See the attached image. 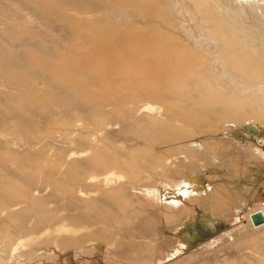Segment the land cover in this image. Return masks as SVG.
Instances as JSON below:
<instances>
[{
    "label": "bare ground",
    "instance_id": "1",
    "mask_svg": "<svg viewBox=\"0 0 264 264\" xmlns=\"http://www.w3.org/2000/svg\"><path fill=\"white\" fill-rule=\"evenodd\" d=\"M26 2L33 14L69 25L81 39L68 47L78 59L47 66L53 78L76 88L63 111L72 120L58 116L49 133L67 144L66 152L78 142L87 149L69 150L48 168L30 169L62 196L55 209L38 215L34 207L48 204L55 195L49 190L41 193L14 178L2 184L0 203L17 202L0 214L18 212L27 227L43 228L25 241L10 245L9 240L4 264H24L19 250L29 246L28 253L36 252L33 242L40 239L57 249L60 240L104 233L110 243L89 242L85 252L113 256L124 238L122 228L157 221L176 247L155 251L156 263L183 264L174 257L177 252L188 251L191 258L217 247L209 264H264V168L254 169L264 166V0L182 1L185 21L194 23L197 34L183 24V12L176 14L175 0ZM67 3L72 13L64 8ZM76 72L87 74L90 87L75 81ZM18 87L32 98L43 97L32 81L25 79ZM116 97L124 98L123 106L113 104ZM91 98L103 100L108 115L95 111L98 104L86 107ZM88 116L95 121L83 119ZM87 167L94 171L68 186L62 183L69 173ZM191 172L198 173L191 182L194 191L171 179ZM129 193L136 204L127 201ZM258 209L261 223L250 220L220 230L225 218L240 219L241 213ZM206 235H214V242ZM104 264L121 263L113 257Z\"/></svg>",
    "mask_w": 264,
    "mask_h": 264
},
{
    "label": "rangeland",
    "instance_id": "2",
    "mask_svg": "<svg viewBox=\"0 0 264 264\" xmlns=\"http://www.w3.org/2000/svg\"><path fill=\"white\" fill-rule=\"evenodd\" d=\"M46 1L48 3L52 1L51 4L54 3V0ZM175 1L177 2L175 4L176 14L179 11L183 12L185 14L183 24H189V28L195 31L194 23L190 20L185 21L187 15L185 5L182 2L184 0ZM64 8L69 9L68 12L72 13L73 5L67 3ZM127 13L131 14V12ZM49 16L53 17L54 14ZM110 22L115 23V21ZM117 23L122 24V21L119 20ZM117 23L114 26L118 25ZM80 42V37L70 31L69 25L53 18L47 19L37 13L33 14L26 0H0V190L3 183H9L10 179L14 178L19 181V184L24 185L25 183L31 189H40L41 193L48 192V190L53 192L55 195L48 197V204L43 208L32 205L38 215L55 209L63 201L61 200L62 196L57 191L52 190V186L47 185L45 180L39 178L30 169L48 168V165L54 164L52 161L56 157L66 156L69 150L78 152L87 149L83 142H78L72 144V147L69 150L67 149L66 152L65 147H67V144L61 143L49 133L53 122L56 121L58 116L65 120H72L73 115L63 111L69 107H67L68 100L75 98L76 88L64 79L53 78V72L47 66H57L71 58L78 59V57L69 54L68 47L78 45ZM58 47H64L67 51L62 53L60 52L62 50H58ZM32 56H35L36 60ZM39 59L42 61L40 62ZM73 77L77 83L88 86L89 78L87 74L76 72ZM25 79L36 83L41 88L43 92L42 99L32 98L24 88L18 87ZM92 83L94 84L92 85ZM90 84L96 88L99 85L98 81H91ZM123 101L124 98L116 97L113 104L123 106ZM42 102L47 107H42ZM79 103L83 102L80 101ZM86 104V107L98 104L101 108L97 106L94 108L97 113L108 111L104 107L105 102L99 98H91ZM105 113L108 115V112ZM83 119L91 123L95 121L93 116ZM127 136L132 137L130 134ZM24 167H27V169ZM65 168L66 166L61 168L62 171ZM140 168L141 170H147V165H141ZM263 168L264 166L261 164H256L254 169L261 172ZM125 169L127 170V168ZM92 171H94L93 167H87L78 170L77 173H69L67 175L68 180L63 179L62 183L68 186L69 182L79 180ZM111 171L121 174L120 169L115 167ZM197 176V172H191L189 175H173L171 179L183 188L194 191L195 188L191 182ZM160 182H163V180H160ZM260 200L263 201V198H260ZM127 201L133 204L137 203V199L132 198V194L127 195ZM16 202L9 200L4 205L0 203V210L2 207L10 206ZM116 202L114 204L117 212H119ZM25 205L22 203L23 207ZM70 208H72L71 205ZM261 211V209L254 210L247 216L241 213L243 217L235 220L225 218L220 230L223 232L229 231L241 223L249 222L252 220L253 214ZM163 227L166 228L165 225L163 226L157 221L145 223L133 229L124 230L122 228L120 231L124 238L117 246H114L117 254L114 253L113 256L108 257L106 254H100L93 250H89L88 253L85 252L88 250L86 245L89 242L93 241L102 245L109 244L111 238L105 233L102 236H84V234L81 235L84 236L83 238L78 236L73 239L60 240L57 243V249H55L54 243L40 239L38 242H33L38 248L36 252L28 253L30 247L24 246L19 250L18 255L25 259L24 264H77L82 260H85L87 264H104L107 258L113 257L121 264H175L176 261L174 260L156 263L153 258L155 251L157 252L158 249L176 247L171 238L166 237V234L161 231ZM42 229L33 230L27 227L18 212H8L6 210L5 214H0V259H2L0 264H4L5 260L9 258V253L6 252L9 247L7 245L9 240L11 241L10 245L25 241L29 237L39 235ZM213 237L214 235H206L205 239L214 242ZM210 246L212 244L208 245V247ZM216 248L214 247L210 252L199 250L196 256L191 258L186 256L189 254L188 251L186 253L179 251L174 257L177 258V262L182 261L183 264H209V255ZM64 250L72 252L68 253L67 256L61 255Z\"/></svg>",
    "mask_w": 264,
    "mask_h": 264
},
{
    "label": "water",
    "instance_id": "3",
    "mask_svg": "<svg viewBox=\"0 0 264 264\" xmlns=\"http://www.w3.org/2000/svg\"><path fill=\"white\" fill-rule=\"evenodd\" d=\"M252 220L254 224H259L263 221V215L261 212H256L255 214L252 215ZM205 228V227H204ZM196 239H202L201 235H197Z\"/></svg>",
    "mask_w": 264,
    "mask_h": 264
}]
</instances>
